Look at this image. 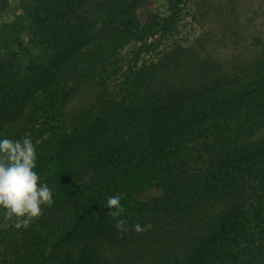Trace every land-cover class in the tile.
Returning a JSON list of instances; mask_svg holds the SVG:
<instances>
[{
	"label": "trees",
	"instance_id": "16d2710c",
	"mask_svg": "<svg viewBox=\"0 0 264 264\" xmlns=\"http://www.w3.org/2000/svg\"><path fill=\"white\" fill-rule=\"evenodd\" d=\"M200 1L167 0L161 17L151 0H21L23 25L0 45V139L31 138L54 203L0 230V264H264V130L244 137L264 109V35L221 61L187 34L213 0ZM25 27L26 62L13 50ZM132 42L131 75L113 83ZM133 137L145 148L115 156ZM115 194L123 236L105 207Z\"/></svg>",
	"mask_w": 264,
	"mask_h": 264
},
{
	"label": "rangeland",
	"instance_id": "374dc122",
	"mask_svg": "<svg viewBox=\"0 0 264 264\" xmlns=\"http://www.w3.org/2000/svg\"><path fill=\"white\" fill-rule=\"evenodd\" d=\"M195 3L196 0H189V8L192 5L194 9ZM210 3L212 5L200 7V9L196 7V18L191 15L186 16L187 34H190L192 38L197 36L206 37L205 42L215 48V52L219 55L221 61L232 60L235 48L237 46H247L252 41L253 35H264V0H237L234 4L230 3L229 0H213ZM202 4L203 2L201 0L200 5ZM151 8L161 17L170 15L167 0H151ZM21 11V0H4L3 5H0V45L5 43L6 40L13 41L12 27L19 29L23 25L19 21ZM236 15H238V23L234 19ZM231 23L234 24L233 27H230ZM233 29L237 30L235 31L236 34L229 39L228 33ZM20 38L24 42V45L21 48L15 47L13 50L16 49L21 59L26 62L28 58L23 48L29 46L28 28L25 27L23 29L20 33ZM139 45L138 43L132 42L122 51V55L117 61L119 71L112 77L113 83L120 82L124 78H127L128 75H131L134 58L138 56L135 51ZM9 49L12 48L9 47ZM154 57H156V54H151L150 51L149 54L143 53L139 57L140 61L138 63L140 64L146 59L151 60ZM125 73H127V76H125ZM88 99L89 93L83 92L77 96L74 104H81ZM263 130L264 109H259L253 114L244 137H253ZM130 137L127 136L126 140L130 139ZM86 148L87 146H84L83 150ZM144 148V144L137 137H133L127 143L126 148L119 154L116 153L115 156L119 158L129 157L134 152H138ZM90 177V175L87 176L86 180ZM160 194V189L151 188L143 195V198L158 196Z\"/></svg>",
	"mask_w": 264,
	"mask_h": 264
},
{
	"label": "clouds",
	"instance_id": "9594fccd",
	"mask_svg": "<svg viewBox=\"0 0 264 264\" xmlns=\"http://www.w3.org/2000/svg\"><path fill=\"white\" fill-rule=\"evenodd\" d=\"M36 167V146L29 136L22 140L0 139V230L9 227L27 229L41 217L44 206L53 205L52 189L46 182H41ZM105 207L123 236L130 229L122 218L126 209L121 203V195L107 197ZM133 227L136 232H146L152 225L141 226L137 222Z\"/></svg>",
	"mask_w": 264,
	"mask_h": 264
}]
</instances>
